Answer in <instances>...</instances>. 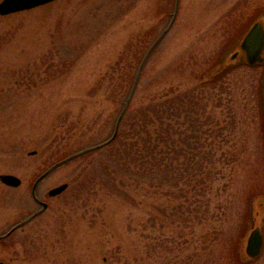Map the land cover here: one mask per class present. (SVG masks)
Wrapping results in <instances>:
<instances>
[{"label":"rangeland","instance_id":"1","mask_svg":"<svg viewBox=\"0 0 264 264\" xmlns=\"http://www.w3.org/2000/svg\"><path fill=\"white\" fill-rule=\"evenodd\" d=\"M174 4L54 0L0 14V173L21 179L17 186L0 181V233L40 208L31 194L36 176L111 133L138 64L168 25ZM260 11L264 0H178L127 109L164 90L171 97L179 91L197 96L206 130V142L199 144L211 151L205 156L199 150L194 161L204 156L217 173L197 175L205 182L190 185L186 174L177 181L153 177L149 187L147 179L113 171L115 159L105 149L71 159L39 181L37 195L47 206L0 241V261L264 264V253L243 263L236 254L237 247L244 253L246 236L241 243L238 238L247 206L264 194V67L231 66L212 82L205 76L227 63L224 57ZM169 155L173 165L187 161ZM107 169L115 172L109 178ZM63 182V191L46 195ZM259 209L264 213V199Z\"/></svg>","mask_w":264,"mask_h":264},{"label":"trees","instance_id":"2","mask_svg":"<svg viewBox=\"0 0 264 264\" xmlns=\"http://www.w3.org/2000/svg\"><path fill=\"white\" fill-rule=\"evenodd\" d=\"M227 71L228 68H223L220 64H216L209 69L205 76H207L209 82H212ZM135 74L132 78L129 91L132 87ZM169 94L168 90L161 91V93L151 96L146 102L129 113L127 109L130 105V100L121 118L115 137L101 147L107 151L106 155L108 158L115 159L113 171H120L124 177L130 176L141 180L147 179L149 181V187L152 186L153 177H159L161 181H167L169 179L177 181L181 178L182 174H186L187 181L190 185L192 182L197 183L201 180L195 179L197 175L205 173L207 174L205 178L208 176L210 178L213 173H217L204 160V156H201L203 157L201 161H197V159L194 161V155L199 150L201 155L205 156L211 151L210 149H206L205 145L199 144V141L203 139L206 142V130L203 129L205 120L201 118L202 112L201 106L199 105V98L195 95H189V93L181 96L180 91L173 97ZM259 105V111L261 113L260 96ZM182 115H184L185 121L179 122ZM171 119H174L176 125H179L181 128L174 126L171 123ZM185 123V129H182ZM124 124H126L125 127H123ZM114 125L115 121L112 132ZM173 134L176 138L172 139ZM178 143H181L180 145L182 146H178ZM101 148L91 150L78 157L91 154ZM171 151L176 156L183 155L186 157V163L183 164L185 162L183 160L182 163L179 162V165H173L170 162L169 154ZM168 159L170 160L169 162ZM110 161L113 162V160ZM113 171L106 170L107 178H109L110 174L113 175L115 173ZM169 172H172L174 177H171V174H168ZM203 182H205L204 178L201 180V183ZM246 220H250V214L248 212L246 214ZM237 251L240 262L250 261L239 250V247L236 248Z\"/></svg>","mask_w":264,"mask_h":264},{"label":"water","instance_id":"3","mask_svg":"<svg viewBox=\"0 0 264 264\" xmlns=\"http://www.w3.org/2000/svg\"><path fill=\"white\" fill-rule=\"evenodd\" d=\"M52 0H1L0 1V14H7L11 12H16L24 9L33 8L35 6L50 2ZM178 8V0H175L174 4V10L172 12L171 19L168 23V25L162 30V32L159 34V36L152 42V44L149 46L147 52L144 54L142 60L140 61V64L137 68L135 78L133 80L132 87L129 91V94L126 98V100L123 103V106L115 120L114 130L112 134L106 138L105 140L98 142L96 144L89 145L87 147H84L82 149H79L64 158L56 161L52 165H50L48 168H46L35 180L33 186H32V195L35 198V200L41 205V207L30 214L28 217L23 219L20 223L17 224H23L26 221L30 220L31 217L36 215L37 213L41 212L46 206L47 203L45 201H41L37 199L35 195V186L36 183L42 179L44 176H46L50 171H52L57 166L64 164L65 162L78 157L81 154H84L86 152H89L91 150H95L98 148H101L102 146L109 143L114 137L117 132L119 123L121 121V118L125 112V110L128 107V104L132 98L133 92L135 90L140 71L142 69V66L147 59L148 55L152 51V49L156 46V44L159 42V40L165 35V33L170 28L171 24L173 23ZM227 56V57H226ZM224 58H226L227 63L226 64H220L223 68H229L231 66L238 65L240 63H246L248 65H255V64H261L264 63V12L259 13L252 19L249 24L247 25V28L243 32V34L239 38L238 44L236 43L232 51L229 52ZM224 63V61H222ZM221 63V62H220ZM260 99H261V108L262 113L264 117V73L260 81ZM263 130H264V122H263ZM35 153V151L31 152ZM0 181L3 183L10 185V186H17L20 183V178L14 174H8V173H0ZM68 186L67 182H63L53 188H50L46 195L47 196H54L59 194L61 191H63ZM264 199V194H259L257 196H253L250 201V220L249 221H257L259 220L260 214L262 211L259 209L260 206V200ZM261 233L259 230V227H253L250 232L247 235L246 239V245H245V252L246 255H248L251 258H254L258 256L261 250ZM1 264V262H0Z\"/></svg>","mask_w":264,"mask_h":264},{"label":"flooded vegetation","instance_id":"4","mask_svg":"<svg viewBox=\"0 0 264 264\" xmlns=\"http://www.w3.org/2000/svg\"><path fill=\"white\" fill-rule=\"evenodd\" d=\"M1 1V0H0ZM39 6H41V5H39ZM36 7H38V6H36ZM33 8H35V7H33ZM30 9H32V8H30ZM25 10H28V9H25ZM21 11H24V10H21ZM17 12H20V11H17ZM261 12H263V11H260V12H257L256 14L258 15L259 13H261ZM13 13H16V12H13ZM9 14H12V13H9ZM6 15H8V14H6ZM253 19H254V17H253ZM246 65H248V64H246ZM248 66H253V67H256V66H263L264 67V63H261V64H255V65H248ZM262 120H263V118H262ZM263 122V121H262ZM36 178H37V176L34 178V180H33V182H32V186H33V184H34V182H35V180H36ZM40 181V180H39ZM39 181L36 183V186H35V195H36V197H37V199H40L39 198V196L37 195V186H38V183H39ZM20 183H21V179H20ZM19 183V184H20ZM31 186V187H32ZM32 190V189H31ZM32 193V192H31ZM32 197H33V195H32ZM33 199H34V201L38 204V202L35 200V198L33 197ZM40 200H42V199H40ZM39 205V204H38ZM36 210H38V208L36 209ZM36 210H34V211H32V212H30L29 214H27V215H25L22 219H20L19 221H17V222H15V223H13L7 230H5V231H3V232H1L0 233V241H3L4 239H7L15 230H18V229H23L24 228V226H25V224L27 223V222H29V220L28 221H26L25 223H23V224H20V225H18L17 226V224L18 223H20L23 219H25L26 217H28L30 214H32L33 212H35ZM247 212L250 214V207H249V204H248V206H247ZM38 214H40V212L39 213H37L36 215H34L33 217H31L30 219H32V218H35V217H37L38 216ZM260 222V224H257V222ZM244 223V228H243V233L239 236V238H238V243L239 242H241V241H243V239H244V237L246 236V239H247V235H248V233L250 232V230L253 228V227H259V230H260V233H261V250H260V253L258 254V256L256 257V259L258 258V257H260V256H262V254L264 253V214H260V216H259V220H257V221H249V220H245V222H243ZM245 245H246V240H245V243H244V253L243 254H246V252H245ZM236 254H237V256H238V258H239V255H238V251L236 252ZM247 258H251V257H249L248 255H245ZM253 260V259H252ZM251 261V260H250ZM1 262V264H3V262L2 261H0ZM249 262V261H248Z\"/></svg>","mask_w":264,"mask_h":264}]
</instances>
